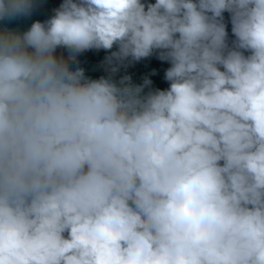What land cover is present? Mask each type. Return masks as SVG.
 Here are the masks:
<instances>
[{
    "label": "clouds",
    "instance_id": "1",
    "mask_svg": "<svg viewBox=\"0 0 264 264\" xmlns=\"http://www.w3.org/2000/svg\"><path fill=\"white\" fill-rule=\"evenodd\" d=\"M54 11L0 30V264H264V0ZM114 45L112 73L160 50L170 86L69 66Z\"/></svg>",
    "mask_w": 264,
    "mask_h": 264
},
{
    "label": "trees",
    "instance_id": "2",
    "mask_svg": "<svg viewBox=\"0 0 264 264\" xmlns=\"http://www.w3.org/2000/svg\"><path fill=\"white\" fill-rule=\"evenodd\" d=\"M142 2L147 5L149 3H155V0H142ZM61 3H63V0H34V8L31 15L0 20V30L26 31L35 21L39 20L44 22L54 16V10L57 9ZM223 15L228 32V41L231 45V42L235 40V36L231 31V14L225 11ZM117 48L118 46L114 45L111 50L90 49L81 52L77 55L75 61H69V66L72 70L82 68L85 76L90 79H99L103 76L119 82L122 77L127 75L131 77V83L140 85L143 84L144 80L147 78L151 83L144 87V94L157 89L164 90L170 86V82L165 79V73L166 70L171 67V63L170 61L158 58L160 50H156L151 56L142 58L139 61H132L131 57H129L120 64L117 72L112 73L110 71L112 66L105 62V58L109 56L112 51H116ZM56 54L67 59L68 50L65 48H58ZM247 54L249 53L245 52V55Z\"/></svg>",
    "mask_w": 264,
    "mask_h": 264
}]
</instances>
